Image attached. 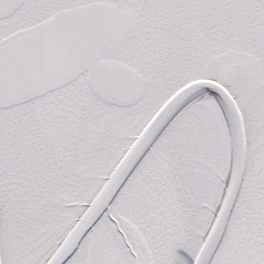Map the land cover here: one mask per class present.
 <instances>
[{
    "label": "snow or ice",
    "instance_id": "1",
    "mask_svg": "<svg viewBox=\"0 0 264 264\" xmlns=\"http://www.w3.org/2000/svg\"><path fill=\"white\" fill-rule=\"evenodd\" d=\"M0 264H264V0H0Z\"/></svg>",
    "mask_w": 264,
    "mask_h": 264
}]
</instances>
